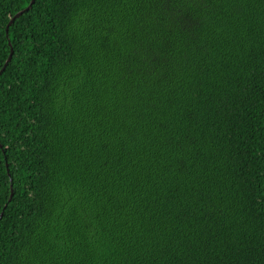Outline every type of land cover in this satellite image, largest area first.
Instances as JSON below:
<instances>
[{
  "label": "trees",
  "instance_id": "obj_1",
  "mask_svg": "<svg viewBox=\"0 0 264 264\" xmlns=\"http://www.w3.org/2000/svg\"><path fill=\"white\" fill-rule=\"evenodd\" d=\"M29 2L0 0V264H264V0H34L6 35Z\"/></svg>",
  "mask_w": 264,
  "mask_h": 264
},
{
  "label": "water",
  "instance_id": "obj_2",
  "mask_svg": "<svg viewBox=\"0 0 264 264\" xmlns=\"http://www.w3.org/2000/svg\"><path fill=\"white\" fill-rule=\"evenodd\" d=\"M33 2H34V0H30L29 4H28L25 8L19 10L18 12H16V13L10 18V20L8 21V23L6 24V27H5L6 35H8V28H9L10 24L13 23L14 19L18 18V17H19L24 11L28 10V9L31 7V5H32ZM9 45H10V52H9V54H8V57H7L6 61L4 62L3 66H2L1 69H0V74H1V72L5 69V67L7 66L8 62H9L10 59H11L12 53H13V50H12V47H11V43H10V41H9ZM10 189H11V191H10V195H9L8 201H10L11 198H12V196H13L12 184L10 185ZM6 205H7V203H5L4 207H5ZM2 214H3V211L0 212V218L2 217Z\"/></svg>",
  "mask_w": 264,
  "mask_h": 264
}]
</instances>
